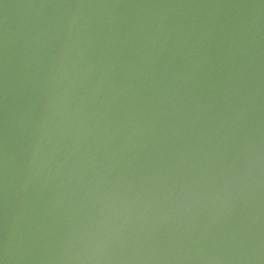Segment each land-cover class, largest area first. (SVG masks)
Here are the masks:
<instances>
[{
    "label": "water",
    "instance_id": "1",
    "mask_svg": "<svg viewBox=\"0 0 264 264\" xmlns=\"http://www.w3.org/2000/svg\"><path fill=\"white\" fill-rule=\"evenodd\" d=\"M0 264H264V0H0Z\"/></svg>",
    "mask_w": 264,
    "mask_h": 264
}]
</instances>
